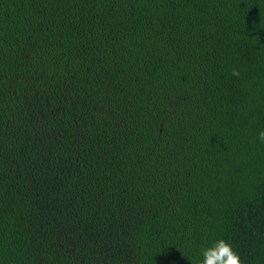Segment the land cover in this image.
Wrapping results in <instances>:
<instances>
[{"label":"trees","instance_id":"16d2710c","mask_svg":"<svg viewBox=\"0 0 264 264\" xmlns=\"http://www.w3.org/2000/svg\"><path fill=\"white\" fill-rule=\"evenodd\" d=\"M264 0H0V264H264Z\"/></svg>","mask_w":264,"mask_h":264},{"label":"clouds","instance_id":"9594fccd","mask_svg":"<svg viewBox=\"0 0 264 264\" xmlns=\"http://www.w3.org/2000/svg\"><path fill=\"white\" fill-rule=\"evenodd\" d=\"M257 140L264 143V128L258 130ZM199 264H243L239 253L225 238H216L199 251Z\"/></svg>","mask_w":264,"mask_h":264}]
</instances>
